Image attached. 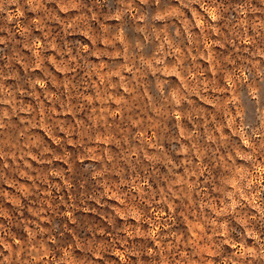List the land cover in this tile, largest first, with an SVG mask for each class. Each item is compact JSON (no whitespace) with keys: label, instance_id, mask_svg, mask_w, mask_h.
Masks as SVG:
<instances>
[{"label":"rangeland","instance_id":"1","mask_svg":"<svg viewBox=\"0 0 264 264\" xmlns=\"http://www.w3.org/2000/svg\"><path fill=\"white\" fill-rule=\"evenodd\" d=\"M0 264H264V0H0Z\"/></svg>","mask_w":264,"mask_h":264}]
</instances>
